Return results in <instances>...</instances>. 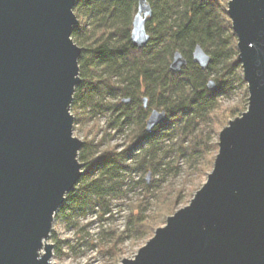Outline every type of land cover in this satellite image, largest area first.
Masks as SVG:
<instances>
[{
    "label": "water",
    "instance_id": "obj_1",
    "mask_svg": "<svg viewBox=\"0 0 264 264\" xmlns=\"http://www.w3.org/2000/svg\"><path fill=\"white\" fill-rule=\"evenodd\" d=\"M76 1L0 0V264H53L55 214L84 172L71 112L82 79ZM150 13L139 0L137 47L151 39ZM228 14L248 108L220 131L213 170L190 203L120 264H264V0H229ZM193 58L202 69L212 60L200 45ZM186 64L176 51L171 69ZM166 117L151 110L147 131Z\"/></svg>",
    "mask_w": 264,
    "mask_h": 264
},
{
    "label": "trees",
    "instance_id": "obj_2",
    "mask_svg": "<svg viewBox=\"0 0 264 264\" xmlns=\"http://www.w3.org/2000/svg\"><path fill=\"white\" fill-rule=\"evenodd\" d=\"M228 2L147 0L151 39L137 47L131 35L139 0L76 1L79 24L72 37L82 48V79L71 108H82L90 118H106L124 141L104 149L108 133L100 142L84 141L79 152L83 175L54 219L63 217L77 227L79 217L98 213L99 244L111 245L103 250L114 260L111 264H119L117 245L152 237L177 203L192 193L195 179L214 166L220 127L231 114L247 109L248 85ZM197 45L212 58L207 69L194 61ZM176 51L187 59L180 71L171 69ZM211 79L216 90L208 87ZM233 96H241L244 106L224 109V100ZM155 108L165 110L167 117L148 132L147 119ZM181 175L183 181L176 182ZM114 200L126 208L120 231L105 226L113 218ZM51 238L53 252L62 256L65 240L56 230Z\"/></svg>",
    "mask_w": 264,
    "mask_h": 264
},
{
    "label": "rangeland",
    "instance_id": "obj_3",
    "mask_svg": "<svg viewBox=\"0 0 264 264\" xmlns=\"http://www.w3.org/2000/svg\"><path fill=\"white\" fill-rule=\"evenodd\" d=\"M239 97L233 96L231 98H226V100H224L223 103V108L231 109L235 106L243 107L244 100L241 98V96ZM246 110L247 109L243 110V112ZM71 112L74 114L75 117L77 116L78 118H80L78 123L74 124V135L81 138L82 140L84 141L95 140V142H100L101 138L104 137L106 133H108L109 135L106 136L105 140L103 141L102 149L106 148V146L108 145L114 146L117 144H122V142L124 141L121 134L119 135L116 132L115 128L109 126V123L106 118L104 117L90 118V116L86 114L82 108L78 109V111H76V109L71 108ZM240 115L241 113L239 112L231 114L229 120L223 123L222 126L220 127L219 133L225 126L229 124L230 119L231 120L235 119ZM215 138H217V135L215 136ZM218 139H219V134H218ZM120 149L122 148L120 147ZM213 167L210 168L207 171V173H204L195 179L196 185L195 187L191 188L193 190L192 193L188 194L187 196H185V198L182 201L177 203L175 210H173V212L168 216L173 215L177 210H179L182 207H185L190 203L195 193L207 181L208 175L209 173L212 172ZM147 176L148 175H146V177ZM183 177L181 175V177H179L176 182L181 183L184 179ZM135 179H138V177H136ZM135 193L136 192L131 193L130 196L134 198ZM125 214H126V208L124 206V202L119 200H114L112 204V214H111L113 218L109 221L106 220L105 226L108 227L110 225H113L119 231L122 230L125 222L124 220ZM167 218H166V222H167ZM166 222L161 226H164ZM100 225H101V221L99 220L98 213L89 214L83 218L79 217V226L77 227L68 223L63 217H58L57 219H54L53 230H56V232L60 235V238L65 240V243L61 249L63 255L58 256L55 253H53L51 262L53 264H111V262H114V260L108 258L107 256L108 254L104 253V251L111 245H108L107 243L104 242L102 245L99 244L98 236H99ZM150 238L140 239L137 241H132L128 239L123 244L117 245L116 249L118 253H121V257L118 263L120 264V262L124 258H133L135 254L139 251V249L142 246H144ZM48 242L54 244V241L51 238V236L48 239ZM91 243H94L95 245L92 246Z\"/></svg>",
    "mask_w": 264,
    "mask_h": 264
}]
</instances>
